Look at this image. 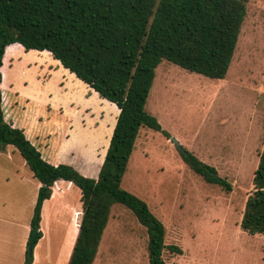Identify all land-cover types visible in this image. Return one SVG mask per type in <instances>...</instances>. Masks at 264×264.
<instances>
[{
	"label": "rangeland",
	"instance_id": "rangeland-1",
	"mask_svg": "<svg viewBox=\"0 0 264 264\" xmlns=\"http://www.w3.org/2000/svg\"><path fill=\"white\" fill-rule=\"evenodd\" d=\"M1 71L5 119L23 129L43 155L55 151L61 163L94 178L118 117L116 106L48 52L10 45ZM145 109L171 137L141 128L121 187L147 203L164 226L165 244L181 250L164 249L166 263L264 264V236L239 226L264 148V0L247 2L224 79H210L163 60ZM172 138L214 166L232 190L207 184L191 171ZM37 183L16 148H0V264L25 259L22 240L30 227ZM80 195L77 186L64 184L62 193L47 203L42 237L31 253L35 259L68 263L80 221L76 209L82 211ZM147 239L131 210L114 204L93 264H149Z\"/></svg>",
	"mask_w": 264,
	"mask_h": 264
},
{
	"label": "trees",
	"instance_id": "trees-1",
	"mask_svg": "<svg viewBox=\"0 0 264 264\" xmlns=\"http://www.w3.org/2000/svg\"><path fill=\"white\" fill-rule=\"evenodd\" d=\"M249 0H0L1 68L8 46L44 51L64 69L118 109V117L96 178L66 163L48 162L23 129L4 117L0 88V148L18 150L40 187L30 219L36 240L41 207L58 180L80 190L82 215L67 264H93L111 208L122 204L146 229L149 264H167L163 250L181 253L164 242L162 222L147 203L121 187L141 128L171 135L145 109L158 65L166 60L184 70L222 80L230 67ZM179 151V150H178ZM183 163L207 183L230 192L232 184L191 151ZM239 226L264 236V148L259 154ZM33 245V246H34ZM32 262L25 250L23 264Z\"/></svg>",
	"mask_w": 264,
	"mask_h": 264
},
{
	"label": "crops",
	"instance_id": "crops-1",
	"mask_svg": "<svg viewBox=\"0 0 264 264\" xmlns=\"http://www.w3.org/2000/svg\"><path fill=\"white\" fill-rule=\"evenodd\" d=\"M108 147V146H107ZM106 150H107V148H106ZM40 152L42 153V151L40 150ZM44 154L46 155H43V153H42V156L48 161V162H50V163H52V164H58V163H61L62 161H61V159H59V155H57L56 153H55V151H53V153L52 152H48V153H46V152H44ZM103 160H104V158H103ZM103 160H102V162H103ZM102 162H101V164H102ZM26 164V163H25ZM101 164L99 165V167H97V173H96V176H94V178L95 177H97V174H98V171H99V168H100V166H101ZM27 166V165H26ZM86 175H89V177L90 176H92V174H86ZM66 185L67 187L69 186L70 188H72V186H74L71 182H67V181H63V180H58V181H56L54 184H53V186H52V193H51V196H50V198L49 199H46L44 202H43V204H42V207H41V219H40V223H39V227H40V225H41V223H42V218H43V216H44V209H45V206L47 205V203L48 202H50L52 199H54V197H56L57 196V194L58 193H62V189H63V185ZM39 187H40V183H39V181H38V183H37V185H36V192H38V189H39ZM36 202V201H35ZM76 211H79L80 212V215L78 216V217H80V219H81V215H82V211H80L79 209H76ZM32 216V215H31ZM79 219V218H78ZM79 223H80V221L78 222V226H77V230H76V233L74 234V238L75 237H77V234H78V230H79ZM40 229V228H39ZM27 230H30V227H27V229L25 230V235H24V238H23V240H22V251H25V248H26V244H27V240L26 239H28V232H27ZM76 240V239H75ZM73 241H74V239H73ZM71 242V246H70V248H69V250H71V248L73 249V246H74V244H75V242ZM73 245V246H72ZM71 252H72V250H71ZM71 252H70V255H71ZM31 253H33V251L31 252ZM69 258H70V256H69ZM69 261V260H68ZM23 262H24V259H23V261H22V263L21 264H23ZM30 264H55V260H53L51 257H46V258H44V259H35V257H33L32 256V262L30 263Z\"/></svg>",
	"mask_w": 264,
	"mask_h": 264
},
{
	"label": "water",
	"instance_id": "water-1",
	"mask_svg": "<svg viewBox=\"0 0 264 264\" xmlns=\"http://www.w3.org/2000/svg\"><path fill=\"white\" fill-rule=\"evenodd\" d=\"M171 141L174 143V145L177 147V149L179 151H182L183 150L182 145L177 141V139L172 138ZM36 232H37V230H33L32 231L31 238H30V243L27 245V250H28L29 254H31L32 249H33L34 242L36 240Z\"/></svg>",
	"mask_w": 264,
	"mask_h": 264
}]
</instances>
